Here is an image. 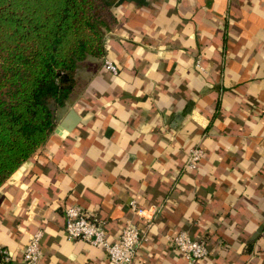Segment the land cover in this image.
<instances>
[{
	"label": "crops",
	"instance_id": "obj_1",
	"mask_svg": "<svg viewBox=\"0 0 264 264\" xmlns=\"http://www.w3.org/2000/svg\"><path fill=\"white\" fill-rule=\"evenodd\" d=\"M112 11L105 56L78 64L47 144L0 188L2 259L23 264L42 231L40 264H111L68 240L64 210L96 214L114 241L143 227L135 200L162 211L134 264H188L170 241L181 231L207 244L197 264H264V0H119ZM194 148L204 156L187 170Z\"/></svg>",
	"mask_w": 264,
	"mask_h": 264
},
{
	"label": "trees",
	"instance_id": "obj_2",
	"mask_svg": "<svg viewBox=\"0 0 264 264\" xmlns=\"http://www.w3.org/2000/svg\"><path fill=\"white\" fill-rule=\"evenodd\" d=\"M118 1L0 0V188L47 144L78 64L105 56Z\"/></svg>",
	"mask_w": 264,
	"mask_h": 264
},
{
	"label": "built area",
	"instance_id": "obj_3",
	"mask_svg": "<svg viewBox=\"0 0 264 264\" xmlns=\"http://www.w3.org/2000/svg\"><path fill=\"white\" fill-rule=\"evenodd\" d=\"M197 65L201 68V62ZM104 67L114 75H118V67L110 61H106ZM204 153L199 148L190 151L186 163L187 170H196L203 159ZM130 209L137 216L143 227L128 223L121 231L117 240L111 241L107 235L106 223L96 214L90 213L79 204L68 205L64 210L65 233L69 241H84L96 247L102 248L108 256L111 264H134L139 248L148 242L149 229L156 221L162 209L152 206L140 207L135 200L129 203ZM44 233H34L23 251V264H40L42 252V240ZM172 246L182 253L188 264H197L204 260L208 254L205 240L196 239L187 231H181L170 238ZM0 264H10L11 257L4 252Z\"/></svg>",
	"mask_w": 264,
	"mask_h": 264
},
{
	"label": "water",
	"instance_id": "obj_4",
	"mask_svg": "<svg viewBox=\"0 0 264 264\" xmlns=\"http://www.w3.org/2000/svg\"><path fill=\"white\" fill-rule=\"evenodd\" d=\"M60 128L65 129L66 131H69L70 130V128L67 125V122L62 123L61 126H60ZM60 128H58L56 131L58 132L60 130Z\"/></svg>",
	"mask_w": 264,
	"mask_h": 264
}]
</instances>
